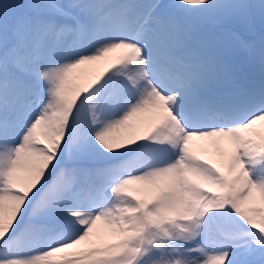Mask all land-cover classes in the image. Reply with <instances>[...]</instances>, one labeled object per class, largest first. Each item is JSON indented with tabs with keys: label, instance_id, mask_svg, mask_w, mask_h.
<instances>
[{
	"label": "snow or ice",
	"instance_id": "6c2138e0",
	"mask_svg": "<svg viewBox=\"0 0 264 264\" xmlns=\"http://www.w3.org/2000/svg\"><path fill=\"white\" fill-rule=\"evenodd\" d=\"M0 264H264V0H0Z\"/></svg>",
	"mask_w": 264,
	"mask_h": 264
},
{
	"label": "rangeland",
	"instance_id": "374dc122",
	"mask_svg": "<svg viewBox=\"0 0 264 264\" xmlns=\"http://www.w3.org/2000/svg\"><path fill=\"white\" fill-rule=\"evenodd\" d=\"M82 71H84V72H88L87 70V67H85V68H83V69H81Z\"/></svg>",
	"mask_w": 264,
	"mask_h": 264
},
{
	"label": "bare ground",
	"instance_id": "6f19581e",
	"mask_svg": "<svg viewBox=\"0 0 264 264\" xmlns=\"http://www.w3.org/2000/svg\"><path fill=\"white\" fill-rule=\"evenodd\" d=\"M82 71V70H81ZM88 71V70H87Z\"/></svg>",
	"mask_w": 264,
	"mask_h": 264
}]
</instances>
